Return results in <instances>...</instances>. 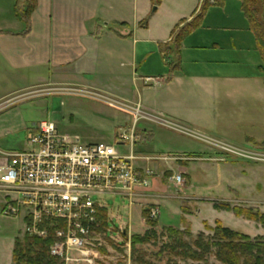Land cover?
Masks as SVG:
<instances>
[{"label": "crops", "instance_id": "1", "mask_svg": "<svg viewBox=\"0 0 264 264\" xmlns=\"http://www.w3.org/2000/svg\"><path fill=\"white\" fill-rule=\"evenodd\" d=\"M204 1L163 0L158 14L152 16L151 0H37L32 31L25 34L26 24L15 16V1L0 0V100L15 92L17 81L25 82L24 90H91L140 103L148 112L204 135L264 148L263 61L241 0H222L219 5L209 0L201 26L182 43L177 71H170L174 59L162 47L171 43L176 27L183 28L199 15ZM167 3L173 5L166 10L168 22L161 34L153 32ZM147 18L150 22L143 28L140 24ZM124 115L128 124L130 118ZM144 124L136 148L141 174L159 172L170 181L181 175L188 182L190 163H206V169L210 164H225L228 173L237 170L248 176L251 172L262 189L264 165L236 166L200 145L192 156L151 153L149 143L162 128ZM118 127L117 131L122 128ZM169 162H178L176 174L171 168L163 171V163ZM238 178L234 184L229 182L236 194L252 185L249 179ZM180 198L168 196L151 182L134 205L143 216L148 208L160 210L163 203ZM129 228L134 233L132 225ZM11 258L13 264V251Z\"/></svg>", "mask_w": 264, "mask_h": 264}, {"label": "rangeland", "instance_id": "2", "mask_svg": "<svg viewBox=\"0 0 264 264\" xmlns=\"http://www.w3.org/2000/svg\"><path fill=\"white\" fill-rule=\"evenodd\" d=\"M169 5L173 8V5L169 3L165 5L163 13L158 15L157 21H155L153 32L158 31L161 34L162 29L167 24L170 11L166 12V10H171ZM158 12L155 13L158 14ZM147 20L149 24L150 18H147ZM24 85L25 82L17 81L15 92L0 100V150L3 152L29 151L30 147L27 143L28 129L45 120L53 122L63 135L78 136L86 143L97 144L114 145L118 126H126L125 113H120L100 98L102 95L107 100L112 99L106 97L105 94L78 88L24 90L22 88ZM127 104L135 106L140 103ZM143 125L145 124L141 123L139 127L142 128ZM174 133L163 128L158 130L154 140L148 146L152 151L151 153L172 157L192 156L197 155L193 154V151H197L202 147L210 149L214 154L220 156L208 145ZM213 138L218 139L214 136ZM218 140L235 147L262 150L264 152L262 147H242L221 139ZM224 161L236 166H241L242 163L264 165V163L236 159H226ZM204 164L206 163H190L187 169L191 180L185 182L183 177V182L178 187L175 186V180L170 181L169 177L161 178L159 172L152 177L151 182L154 186L161 188V192H166L171 197L178 195L182 198L179 200L171 199L172 201L166 202L167 204L163 203L160 208V216L152 220L157 223L158 227L156 228L157 235L150 244L139 245L135 249L132 246L134 236H143L148 230H151L147 222L145 228L142 211L139 207L132 205L129 199L121 196L105 197L103 201H100L107 208L111 222L109 235L104 233L90 241V244L95 245V249L100 253L94 264H141V260L145 261L146 264H219L212 256L203 263H195L182 256L177 257L176 253H180V250L176 249L175 253L173 247L179 241L177 236L169 232L170 228H176L181 232L186 229L190 230L193 237L184 236L185 242L189 243H192L199 234L211 235L210 232L206 231L205 225L214 228L218 221L225 227L248 235L252 239H255L258 235H263L264 229L261 225L237 218L231 212L218 211L214 206L215 204L230 205L231 207H243L264 213V175L261 180L263 184L261 189L255 184L257 178L251 176V172L248 176L242 172L239 175L237 170L233 173L226 172L225 164H210L211 168L209 169H206ZM163 165V171L171 168L176 174L175 166L178 165V162H175V164L163 163ZM239 176L246 180L249 179L248 181L252 185L242 187L243 189L236 194L229 189V186H231L229 182L234 184L233 180ZM6 204V195L0 191V264H11L16 238L23 239L26 235L25 222L22 217L5 215ZM177 207L179 212L176 210ZM130 225H132L134 233L130 232ZM144 230L146 231L143 233ZM141 233L143 234L140 235ZM73 258L77 259L78 257L74 256ZM68 264L89 263L81 261L80 263Z\"/></svg>", "mask_w": 264, "mask_h": 264}, {"label": "built area", "instance_id": "3", "mask_svg": "<svg viewBox=\"0 0 264 264\" xmlns=\"http://www.w3.org/2000/svg\"><path fill=\"white\" fill-rule=\"evenodd\" d=\"M100 98L130 118V124L117 131L114 145L84 143L79 137L61 134L53 122L45 120L28 129L29 151L0 150V191L7 198L5 215L22 217L25 234L30 236L47 238L49 228L54 230L56 243L51 255L67 264H94L99 257L90 241L103 234L99 232V215L108 210L100 201L121 196L134 205L150 189L154 173L141 174L137 167L141 123L202 142L218 152L223 161L264 163L262 150L235 147L148 112L141 104ZM175 180L182 184L183 177ZM149 211L150 220L160 216L158 208Z\"/></svg>", "mask_w": 264, "mask_h": 264}, {"label": "trees", "instance_id": "4", "mask_svg": "<svg viewBox=\"0 0 264 264\" xmlns=\"http://www.w3.org/2000/svg\"><path fill=\"white\" fill-rule=\"evenodd\" d=\"M15 16L18 21L26 24L27 30L25 34L32 31V14L37 8V0H14ZM242 10L250 24V28L256 36L258 50L262 57L264 72V0H241ZM152 14L155 13L163 0H151ZM222 3V0H215V5ZM209 0L204 1L199 15L183 28L176 27L172 34V41L165 45L164 52L172 55L174 61L170 66L171 73H175L178 69L177 58L180 55L181 46L184 39L194 30L201 26L206 10L210 7ZM143 28L148 27L146 19L140 24ZM214 208L218 211H226L233 213L237 218L257 223L264 229V213L258 210L247 209L243 207H231L230 205L215 204ZM143 218L146 220L151 230H148L143 236H134L132 238V246L135 249L139 245L150 244L156 234L157 223L150 220V211L143 212ZM102 221L100 233H107L110 229L109 217L106 211H102L99 215ZM206 231L211 235L206 236L205 233L199 234L192 242H185L184 236L192 238L190 230L183 232L170 228L174 236L178 238V244L173 247L180 250L176 256H182L193 262L203 263L209 257H214L219 264H264V234L252 239L250 236L234 231L225 227L221 222H216L214 228L205 225ZM127 235V234H126ZM56 243L55 232L49 228L47 238H39L25 235L23 239L15 240L13 249V264H65L61 259L51 255V248ZM146 264L145 261H140Z\"/></svg>", "mask_w": 264, "mask_h": 264}]
</instances>
